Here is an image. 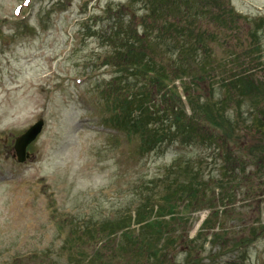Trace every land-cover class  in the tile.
I'll return each instance as SVG.
<instances>
[{"label": "rangeland", "instance_id": "1", "mask_svg": "<svg viewBox=\"0 0 264 264\" xmlns=\"http://www.w3.org/2000/svg\"><path fill=\"white\" fill-rule=\"evenodd\" d=\"M106 1L127 0H0V264H166L169 257L179 264H264V149L257 148L264 146V132L238 129L227 136L207 123L203 137L215 135L225 143L173 139L142 151L139 139L103 128L108 112L96 86L113 74L102 64L109 49L100 40L110 22L87 17L100 13ZM226 1L241 17L231 27L221 19L205 21L207 52L199 51L196 62L184 53L176 67L190 73L159 92L175 85L187 116L200 115L191 106L207 101L222 108L223 100L222 111L231 116L243 96L226 94L223 85L245 75L264 81V0ZM214 8L223 12L222 6ZM257 21L263 25L257 27ZM256 28L259 48L250 45ZM161 55L156 57L166 62L177 56ZM202 61L209 63L208 71ZM39 118L42 132L19 162L15 137ZM227 156L235 165L236 186L226 189L229 197L216 208L197 202L180 218H170L169 208H157L148 196L175 159L196 167L202 160L209 178L218 175ZM216 186L212 192L222 193ZM226 206L231 216L215 222L212 212L219 216ZM155 216L169 222L165 230L173 242L147 248L154 227L146 221ZM87 221L97 227L85 232Z\"/></svg>", "mask_w": 264, "mask_h": 264}, {"label": "trees", "instance_id": "2", "mask_svg": "<svg viewBox=\"0 0 264 264\" xmlns=\"http://www.w3.org/2000/svg\"><path fill=\"white\" fill-rule=\"evenodd\" d=\"M214 4L215 0H127L124 3L106 1L100 13L93 11L88 15V20L102 17L103 23L110 22L108 30L102 28L100 40L101 44L109 49L102 57V64L109 66L113 74L103 85L96 86L97 100L108 112L107 119L102 120L103 128L121 132L130 141L139 139L142 151L152 150L158 144L168 143L173 139L181 143L204 139L202 144L209 143L208 146L212 143L215 146L220 142L225 143V139L218 141L215 135L211 137L209 134L206 136L210 142H206L208 138L203 136L204 132L208 131L207 123L219 127L227 136L238 129L250 133L264 132V81L261 79L251 78L250 75L238 76L223 85L226 94L238 91L243 96L231 116H225L222 111L227 105L224 100L221 102L222 108L215 102L207 101L199 104L198 108L191 106L192 112L199 109L200 115L196 118L193 115L187 116L175 85H171L167 92L159 93L168 81L172 82L181 75L190 73L186 67H176L184 53L188 52V59L193 58L192 62H196L199 51L207 52L204 43L206 30L202 27L205 21L217 23V20L221 19V22L227 23L226 27H231L234 19L241 17L226 0H223V5ZM213 6H222L223 12L217 13ZM134 19H141L142 22L137 25ZM255 24L261 27L263 22L257 21ZM94 33L93 31L91 34ZM251 36L250 45L259 48L257 28L253 29ZM162 48L165 50L162 51ZM161 53L177 56L168 58L173 59V62H166L164 58L156 57H162ZM200 65L204 70H209V66L206 67L208 62L202 61ZM188 98L191 99L192 96L188 94ZM243 104L244 111L241 110ZM244 112L247 113L245 117ZM257 148L263 151L264 146ZM179 159L169 165L166 175L157 180L160 184L154 185L148 195L158 202L157 208H164L166 211L169 208L170 218L174 217V214H180V218L188 204L197 202L204 207L216 208L218 203L222 200L224 203L229 197L226 189L236 186L233 173L235 165L229 156L224 166L219 165L218 175H210L209 178L205 177L202 160L195 162L199 165L196 167L193 163L190 164L191 160L185 164ZM262 164L264 166V160ZM216 185L223 188L222 193L212 192L218 188ZM260 186L258 182V188ZM170 195L174 197L173 201L162 207ZM199 195H202L200 199ZM205 196L207 202L204 200ZM187 198L186 203L183 202ZM180 205L182 208L179 209ZM158 211L161 214L163 210ZM217 212H212L215 222L217 219L231 216L227 206L219 216ZM87 222L91 223L85 225V232L97 227L95 221ZM163 222L164 220L156 216L155 219L153 217L146 221V225L154 227L151 236L149 235L152 239L148 240L147 248L163 243L172 244L173 239L166 235L169 230H165L169 222ZM104 225L101 226L102 229ZM139 234L133 232L134 237ZM159 249H153L154 257ZM132 253L129 255L134 256ZM159 262L157 263L161 264ZM165 262L179 264L176 259L172 260L170 257Z\"/></svg>", "mask_w": 264, "mask_h": 264}, {"label": "water", "instance_id": "3", "mask_svg": "<svg viewBox=\"0 0 264 264\" xmlns=\"http://www.w3.org/2000/svg\"><path fill=\"white\" fill-rule=\"evenodd\" d=\"M44 126L43 118H39L37 121L32 123L28 128L24 130V132L20 133L15 137L14 141V151L17 161L23 162L26 157V148L28 144L35 141L37 137L42 132Z\"/></svg>", "mask_w": 264, "mask_h": 264}]
</instances>
